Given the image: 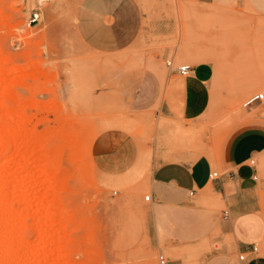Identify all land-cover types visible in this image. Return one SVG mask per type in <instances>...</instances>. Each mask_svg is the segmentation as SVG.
Segmentation results:
<instances>
[{
	"label": "rangeland",
	"instance_id": "obj_1",
	"mask_svg": "<svg viewBox=\"0 0 264 264\" xmlns=\"http://www.w3.org/2000/svg\"><path fill=\"white\" fill-rule=\"evenodd\" d=\"M79 1L0 0V124L13 132L0 149V264H161V254L167 264H203L221 246L205 242L221 233L203 210L176 215V230L163 232L195 244L157 246L148 150L113 174L95 144L123 129L145 147L182 76L173 69L203 61L216 68L208 110L179 140L220 146L237 128L264 122V99L247 104L264 93V8L255 0H138L139 38L107 54L79 38Z\"/></svg>",
	"mask_w": 264,
	"mask_h": 264
},
{
	"label": "crops",
	"instance_id": "obj_2",
	"mask_svg": "<svg viewBox=\"0 0 264 264\" xmlns=\"http://www.w3.org/2000/svg\"><path fill=\"white\" fill-rule=\"evenodd\" d=\"M255 1L264 8V0ZM75 15L81 41L91 50L107 54L131 46L139 38L145 18L138 0H80ZM191 66V73L177 79L162 101L155 115L159 122L153 139L144 147L132 132L106 130L95 144V154L100 148L103 155L102 160L97 158L99 165L113 174L124 173L137 165L143 150H148L146 162L153 201L157 202V246L195 244L163 232L176 230V215L190 217L203 210L211 227L221 233L218 239L205 241L221 246L207 252L203 264H264V248L252 251L254 244L264 240V167H260L264 164V122L237 128L220 146L210 141L202 146L180 141L181 131L207 112L216 75L211 62ZM214 171L219 173L216 179L211 178ZM206 203L214 207L208 208ZM221 205L226 206L222 216ZM241 255H246L245 259Z\"/></svg>",
	"mask_w": 264,
	"mask_h": 264
},
{
	"label": "built area",
	"instance_id": "obj_3",
	"mask_svg": "<svg viewBox=\"0 0 264 264\" xmlns=\"http://www.w3.org/2000/svg\"><path fill=\"white\" fill-rule=\"evenodd\" d=\"M35 20V19H33ZM168 65L169 66H173V63L172 61H168ZM191 69H192V66L190 64H183V65H180L176 68L173 69V71H177L179 74H181L182 76H187L191 73ZM264 99V93L261 92V93H257L253 96H251L248 100H247V104L248 105H251L257 101H262ZM251 164L252 165H255V160H251ZM219 177V173L218 171H214L211 173V178L212 179H216ZM151 196L150 195H147L146 196V199H150ZM226 216H227V212H225ZM264 248V240L260 243H256L253 245V248H252V251L255 252V253H258L260 252V250ZM246 255H241L240 258L241 259H245ZM159 261L161 264H167L168 260L166 258V256L164 254H161L159 256Z\"/></svg>",
	"mask_w": 264,
	"mask_h": 264
},
{
	"label": "bare ground",
	"instance_id": "obj_4",
	"mask_svg": "<svg viewBox=\"0 0 264 264\" xmlns=\"http://www.w3.org/2000/svg\"><path fill=\"white\" fill-rule=\"evenodd\" d=\"M38 15V14H37ZM261 107V106H260ZM256 109V108H255ZM259 110H261V108H257L256 109V111H259ZM7 111V110H6ZM5 111V112H6ZM252 111V110H251ZM248 112V111H247ZM264 112V111H263ZM6 113H8V112H6ZM248 115V114H247ZM2 124H0V149H2V146L5 144V142L6 141H9L10 139H11V137H13V132H12V130H11V126H10V124L9 123H7V124H3L2 126H1ZM4 131H7L6 133H4ZM42 133V132H41ZM44 133H46V132H44ZM40 135V134H39ZM41 136H42V134H41ZM39 137V136H38ZM41 138H43V137H41ZM39 139V138H38ZM43 139H45V138H43ZM42 139V140H43ZM42 140H38V142L39 141H41V143H43L44 141H42ZM21 147H22V144H17V145H15V149H14V151L16 152V154H17V152L21 149ZM44 149V148H43ZM13 151V152H14ZM29 151L31 152V149H29ZM45 151V150H44ZM44 151H41L40 153H39V156H41V153H42V155H44L43 154V152ZM51 151V150H50ZM15 152H14V154H15ZM47 152H48V150H47ZM46 152V153H47ZM29 153V152H28ZM45 153V152H44ZM52 155H53V153L52 152H50ZM48 154V153H47ZM47 154H45V155H47ZM28 155V154H27ZM49 155V154H48ZM43 158H45L44 156H43ZM45 160V159H44ZM43 160V161H44ZM54 162V161H53ZM54 177V176H53ZM59 183H58V186H57V184H56V186H57V188L59 187ZM62 186V185H61ZM60 188V187H59ZM55 190V189H54ZM56 192V191H55ZM57 194H59V192L57 191ZM53 195V194H52ZM56 199H57V197H56ZM57 201V200H56ZM61 206V205H60ZM54 207V206H53ZM52 207V208H53ZM58 219V218H57ZM59 220V219H58Z\"/></svg>",
	"mask_w": 264,
	"mask_h": 264
},
{
	"label": "snow or ice",
	"instance_id": "obj_5",
	"mask_svg": "<svg viewBox=\"0 0 264 264\" xmlns=\"http://www.w3.org/2000/svg\"><path fill=\"white\" fill-rule=\"evenodd\" d=\"M43 4V0H41V5Z\"/></svg>",
	"mask_w": 264,
	"mask_h": 264
}]
</instances>
